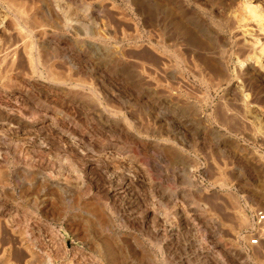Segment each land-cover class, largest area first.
I'll return each instance as SVG.
<instances>
[{"label": "rangeland", "instance_id": "obj_1", "mask_svg": "<svg viewBox=\"0 0 264 264\" xmlns=\"http://www.w3.org/2000/svg\"><path fill=\"white\" fill-rule=\"evenodd\" d=\"M263 27L264 0H0V264H264Z\"/></svg>", "mask_w": 264, "mask_h": 264}, {"label": "built area", "instance_id": "obj_2", "mask_svg": "<svg viewBox=\"0 0 264 264\" xmlns=\"http://www.w3.org/2000/svg\"><path fill=\"white\" fill-rule=\"evenodd\" d=\"M248 245L252 248L264 245V210L254 213L253 224L248 235Z\"/></svg>", "mask_w": 264, "mask_h": 264}, {"label": "bare ground", "instance_id": "obj_3", "mask_svg": "<svg viewBox=\"0 0 264 264\" xmlns=\"http://www.w3.org/2000/svg\"><path fill=\"white\" fill-rule=\"evenodd\" d=\"M9 3H10V2H9ZM246 4H247V5H245L244 9L246 8V6H248L249 8L247 7L246 9H249L250 11L253 10V9H252V5H251V7H250V4H248V3H246ZM19 5H20V4H19ZM22 5H23V4H22ZM22 7H23V6H21V8H22ZM19 9H20V8H19ZM25 9H26V8H25ZM246 9H245V10H246ZM257 9H258V8H257ZM253 11H255V10H253ZM256 11H257V10H256ZM25 12L27 13V11H25ZM61 12H62V11H61ZM251 12H252V11H251ZM65 13H66V12H65ZM52 14H53V13H52ZM247 14H248V13H247ZM259 14H260V13H259ZM259 14H258V15H259ZM63 15H64V14H63ZM258 15H257V17H254V18H258V17H259ZM44 16H45V15H44ZM251 16H252V18H253L254 15H251ZM260 17H261V15H260ZM254 18H253V19H254ZM50 19H51V18H50ZM53 20H54V19H53ZM9 21H10V20H9ZM259 21H260V20H259ZM7 22H8V21H7ZM9 23H10V22H9ZM66 23H67V22H66ZM68 23H69V22H68ZM2 24H4V23H2ZM40 24H41V23H40ZM40 24H39V25H40ZM258 24H260V23H258ZM5 25H7V24H5ZM35 25H36V24H35ZM260 25H261V24H260ZM1 26H2V25H1ZM3 26H4V25H3ZM3 26H2V27H3ZM12 26H13V24H12ZM47 26H48V25H47ZM8 27H9V26H8ZM32 28H33V25H32ZM35 28H36V27H35ZM263 28H264V27H263ZM2 29L4 30V28H2ZM43 29H44V28H43ZM3 30H2V31H3ZM257 30H258V29H257ZM34 31H35V30H34ZM262 31H263V30H262ZM262 31H260V32H262ZM6 33H7V32H6ZM8 33H9V32H8ZM38 33H39V32H38ZM246 33H247V32H246ZM0 34H1V33H0ZM8 35H9V34H8ZM39 35H40V34H39ZM261 35H262V34H261ZM12 42H13V41H12ZM3 43H4V42H3ZM7 43H8V42H7ZM13 43H14V42H13ZM55 43H56V42H55ZM23 44H24V43H23ZM7 45H8V44H7ZM57 45H58V44H57ZM12 46H13V45H12ZM15 46H16V45H15ZM6 47H8V46H6ZM19 48H20V47H19ZM19 48L14 47V48H12V49L15 51L16 49L18 50ZM253 48H254V47H253ZM253 48H251V50H252ZM1 49H2V48H1ZM254 49H255V48H254ZM13 50L10 49L9 51L11 52V51H13ZM17 50H16L15 53H14V52H13V53L11 52V53H12V57H11V58H13V55H14V57H16L15 54L18 53ZM9 51H6V52L9 53ZM1 52H2V51H1ZM0 54H1V53H0ZM2 55H3V54H2ZM16 55H17V54H16ZM2 57H3V56H2ZM6 57H7V55H6ZM4 58H5V57H4ZM9 58H10V57H9ZM6 59H7V58H6ZM7 60H8V59H7ZM14 60H15V59H14ZM259 60H261V59H259ZM259 60H258V61H259ZM10 62H11V61H10ZM15 62H16V61H15ZM8 64H9V63H8ZM254 64H255V63H254ZM259 64H260V63H259ZM11 65H13V64H11ZM11 65H10V66H11ZM259 66H261V65H259ZM262 69H263V68H262ZM259 70H260V69H259ZM263 71H264V69H263ZM5 113H6V112H5ZM9 115H10V114H9ZM9 115H6L7 118H12V117H10ZM16 119H17V118H16ZM12 120H13V119H12ZM0 158H1V156H0ZM5 162H6V161H5ZM2 168H3V167H2ZM260 202H261V201H260ZM262 202H264V200H263ZM244 217H245V216H244ZM242 218H243V217H242ZM243 219H244V218H243ZM246 219H247V218H246ZM241 220H242V219H241ZM243 221H245V219L242 220L241 223H243ZM239 222H240V221H239ZM241 223H240V224H241ZM243 225H244V224H242V226H243ZM245 225H246V224H245ZM246 226H247V225H246ZM29 229H30V228H29ZM27 235H29V234H27ZM35 248H36V246H35ZM33 252H34V251H33ZM109 252H110V251H109ZM110 253H111V252H110ZM112 253H113V252H112ZM3 254H5V253H3ZM45 255H46V254H45ZM46 256H47V255H46ZM49 256H50V255H49ZM32 257H33V255H32ZM45 258H47V263L51 264V261H49L48 257H45Z\"/></svg>", "mask_w": 264, "mask_h": 264}]
</instances>
